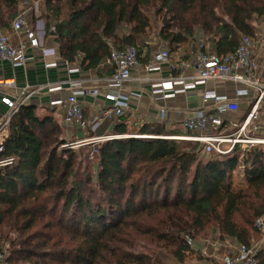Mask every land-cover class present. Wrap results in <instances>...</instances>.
<instances>
[{"label": "trees", "instance_id": "trees-1", "mask_svg": "<svg viewBox=\"0 0 264 264\" xmlns=\"http://www.w3.org/2000/svg\"><path fill=\"white\" fill-rule=\"evenodd\" d=\"M19 1L0 0V29ZM44 1L59 56L84 71L105 64L113 49L153 54V40L170 55L193 49L198 33L210 54L223 56L241 36H254V18H264V0ZM6 132L0 161L14 162L0 165V244L3 231L17 234L11 264H182L191 252L185 235L192 244L216 234L249 246L264 234L254 226L264 216V146L240 160L238 146L205 154L199 143L164 138L184 136L162 124L133 133L117 124L112 136L123 137L96 146L92 173L90 146L63 148L70 142L63 127L32 105L19 107ZM239 161L242 189L231 181ZM255 260L264 264V247Z\"/></svg>", "mask_w": 264, "mask_h": 264}, {"label": "built area", "instance_id": "built-area-1", "mask_svg": "<svg viewBox=\"0 0 264 264\" xmlns=\"http://www.w3.org/2000/svg\"><path fill=\"white\" fill-rule=\"evenodd\" d=\"M37 2L38 0L19 1L16 16L7 28L0 31V63L7 62L13 68L24 66L28 60L26 57L27 48L40 49L44 57L58 54V49L47 50L42 45V38L46 33L45 22L41 20L35 22L34 26L30 25L29 17L34 12ZM54 24L55 21L50 18L48 27L50 31L54 30ZM197 36L198 39L194 42V51L190 60L173 62L170 59L171 55L164 47L157 49L151 55V58L144 65L146 72L159 71L162 66H168L170 70L167 79L151 82V94L163 100L171 99L178 94L196 90L198 87L206 86L208 82L213 81L230 82L240 89L235 91L233 99L223 94H217L213 90L203 91L201 97L203 107L197 109L192 117L187 118L182 123V126L191 135L164 138L199 143L202 145L203 153H215L217 155L232 154L236 146L240 144H249L250 147L264 146V136L257 138L250 133V126L260 116L261 106L264 105V74L260 73V66L256 61L253 40L250 37L241 36L233 53L218 56L207 51L202 42L201 33H198ZM144 53L145 51L140 52L135 47L113 49L106 60L108 66L112 68V74L105 81L104 92H100L98 88L83 89L79 84H74L66 98L51 102L52 107H59L62 110V123L65 132L70 133L74 130L83 132L86 128L83 110L78 101L79 96L97 97L101 95L104 101L110 104L108 108L99 109L101 121L112 120L124 115L129 109L131 98L139 97V95L135 93L122 94L118 91L122 90L124 85L131 80V72L140 65V58ZM63 63L68 66V62L64 61ZM56 65V63H45L46 68ZM188 70H193V73L191 75L186 74ZM12 86L13 82L11 81H0V101L7 109L4 114H0V134L7 130L19 107L36 92V90L30 91L26 87L11 95ZM60 90V86L49 89L50 92ZM240 100H244L247 104L243 117L238 123V120L233 119L226 122L223 117L228 113H236L239 110ZM209 102H212V112L205 108V104ZM165 111L164 108L159 110L160 119L164 117ZM226 127L235 130L231 132L230 129L229 131L226 130ZM119 137L123 136L82 138L76 142H67L62 147L74 148L77 147L75 144L90 146L92 147L88 154L90 161L97 153L96 146L99 143ZM243 155L244 151L242 150L240 160ZM13 162L12 158H8L0 161V165H10ZM238 168L240 171L244 169V164L241 161H239ZM254 226L257 230L264 232V216L256 218ZM184 238L186 243L192 247V239L187 235ZM262 240L264 237L249 246L219 238L203 240L202 256L210 258L212 261H201L194 264H256L255 255ZM8 258L7 252H0V264H11Z\"/></svg>", "mask_w": 264, "mask_h": 264}, {"label": "crops", "instance_id": "crops-1", "mask_svg": "<svg viewBox=\"0 0 264 264\" xmlns=\"http://www.w3.org/2000/svg\"><path fill=\"white\" fill-rule=\"evenodd\" d=\"M41 0H38V4L34 9V12L29 17L31 26H34L37 21H44L42 18ZM52 18V17H50ZM48 18V22L49 19ZM55 21V19H53ZM56 23V22H55ZM46 33L42 38V45L50 50L51 48L58 49L55 44L52 33L48 34V25L45 23ZM4 29H0L3 31ZM23 37V36H22ZM198 36H196L197 38ZM200 37V36H199ZM192 50L184 47L176 53H172L171 57L173 62H179L181 60H190ZM151 53H144L140 58V65L133 69L131 72V80L124 85L122 90L118 91L122 94L135 93L139 97H132L129 102V109L126 110L124 115L114 118L112 120H100V108H108L109 103L104 101L101 95L97 97L84 95L79 96L78 101L81 104L84 120L86 122V128L82 131L65 132L62 123V110L59 107H52L51 102L57 99H64L73 89L74 84H79L83 89H100V92H104V85L106 79L110 76L111 70L108 64L105 62L97 70L84 71L78 67L76 63H68L66 66L59 54L49 55L44 57L40 49L27 48L26 57L27 62L24 66L13 68L9 63H0V81L13 82V88L11 89V95L26 88L30 91L36 90L24 104L32 105L36 108V112L39 117H51L53 120L61 125L64 129L66 139L70 142H76L82 138H96L101 136H112V130L115 125L120 124L127 127L128 132H135L136 126L143 124H162L164 128L171 132L173 135L190 136L191 133L182 126V123L187 118L194 115V112L203 107L201 97L203 91H215L217 94L226 95L228 98L233 99L235 91L240 89L235 84L230 82H208L206 86H200L196 90L188 91L185 94H178L171 99H160L151 94V82L154 80H165L170 75L168 66H162L161 70L154 72H146L144 65L151 58ZM186 56L187 58L181 59ZM256 61L260 66V73L264 74V48H257L255 50ZM45 63H56L55 67L46 68ZM74 69V70H71ZM77 69V70H75ZM193 70H188L186 74L191 75ZM54 86H60L61 90L56 92H50L49 89ZM117 92V91H116ZM1 98V95H0ZM212 102L205 104V108L212 112ZM166 109L164 117L159 118L158 112L160 109ZM247 108V104L244 100L239 101V110L236 113H228L223 118L227 121L230 117L238 120L243 117V113ZM7 111L6 107L0 101V114H4ZM235 114V115H234ZM261 118L258 122V127L264 128V105L261 106ZM237 117V118H236ZM120 118L123 121L119 120ZM121 121V122H120ZM227 124V123H226ZM232 131V128L226 127V130ZM6 134L7 132L4 131ZM5 134V136H6ZM2 134H0L1 136ZM4 136V137H5ZM128 136V135H125ZM3 136L0 141L3 140ZM177 137V136H175ZM182 137V136H181ZM243 171H240L238 166L231 174L241 176V181H233L231 178L233 187L242 189L245 187L246 182L243 178ZM238 181V182H237ZM229 241H235L227 239ZM264 247V240L261 241L260 248ZM204 248L203 242H194L191 247V252L182 264H194L196 262H210L212 259L204 258L202 256V250ZM176 264V263H175Z\"/></svg>", "mask_w": 264, "mask_h": 264}, {"label": "rangeland", "instance_id": "rangeland-1", "mask_svg": "<svg viewBox=\"0 0 264 264\" xmlns=\"http://www.w3.org/2000/svg\"><path fill=\"white\" fill-rule=\"evenodd\" d=\"M42 2V4L43 5H41V7H42V9H43V6H44V0H41ZM37 4H38V2H37ZM42 12H43V10H42ZM64 16H66V13H65V10L62 12V14H61V17L60 18H64ZM43 20H44V22L46 23L47 21L43 18ZM50 20V19H49ZM253 28H254V36L253 37H251V39L253 40V42H254V44H255V50L257 49V48H264V18H254V20H253ZM153 42V45L156 43V45L154 46L155 48L154 49H159V48H162V47H164V48H166L165 47V45H163L162 43H159V42H156V41H152ZM207 46V45H206ZM188 49H190V50H194V48L192 49V45H189L188 47H187ZM207 48H208V46H207ZM244 114V113H243ZM235 115V114H234ZM237 118V117H236ZM260 118H261V114H260V116L258 117V119L254 122V124L253 125H251L250 126V133L254 136V137H257V138H259V137H262V136H264V135H262V134H264V128H261V127H258V122L260 121ZM230 119H233V120H235L234 118H232V117H230ZM241 119V118H240ZM239 119V120H240ZM237 120H238V118H237ZM237 120H235V121H237ZM239 120L237 121V123L239 122ZM236 123V124H237ZM235 129H233L231 132H233ZM5 132H3L2 133V135L0 136V139H1V137L3 136H5ZM4 139V138H3ZM3 141V140H2ZM2 141H0V142H2ZM180 142H184V141H180ZM75 145H77V147H74L75 149H78V148H80V147H84V146H86L87 147V145H84V146H80V145H78V144H75ZM239 150H240V152L243 150L244 151V153L247 151V150H249V149H251L252 147H250V145L249 144H240L239 146ZM255 147V146H254ZM90 148V151H91V149H92V147H89ZM89 154V153H88ZM87 160H86V162L88 163V165H89V171L90 172H92V173H94L95 172V168H96V154H94V156H93V160H88V155H87ZM231 178H233V181H235V180H238L239 182L241 181V176H237V175H232L231 176ZM237 181V182H238ZM7 231V230H6ZM6 231H3L4 233H3V236H5L6 235V238L4 237V239H3V241H2V244H0L1 246H0V249H1V247H2V249H3V251H5V252H7V254H9V255H11V253L12 252H14V250H16V238H17V234L16 233H13V232H11V231H8V232H6ZM8 233V234H7ZM262 237H264V234H262L261 235V238ZM212 238H218L217 237V235L215 234ZM260 238V239H261ZM257 242V241H256ZM166 264H174L172 261H168Z\"/></svg>", "mask_w": 264, "mask_h": 264}, {"label": "bare ground", "instance_id": "bare-ground-1", "mask_svg": "<svg viewBox=\"0 0 264 264\" xmlns=\"http://www.w3.org/2000/svg\"><path fill=\"white\" fill-rule=\"evenodd\" d=\"M181 140H184V139H181Z\"/></svg>", "mask_w": 264, "mask_h": 264}]
</instances>
